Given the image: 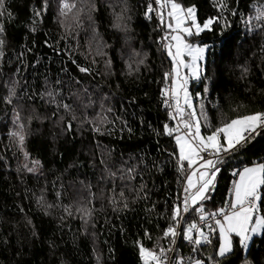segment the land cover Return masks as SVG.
<instances>
[{
	"label": "trees",
	"instance_id": "obj_1",
	"mask_svg": "<svg viewBox=\"0 0 264 264\" xmlns=\"http://www.w3.org/2000/svg\"><path fill=\"white\" fill-rule=\"evenodd\" d=\"M63 2L0 7V264H143L139 245L170 248V226L177 254L194 256L184 264H264V228L246 248L234 236L224 256L215 230L196 247L185 238L201 206L207 215L223 206L241 166L264 164V130L218 162L208 198L174 219L189 166L177 132H165L174 128L163 106L167 24L148 12L151 0H67L75 7L62 14ZM176 2L194 6L201 25L219 17L210 30L183 33L207 45L199 79H188L185 118L206 136L264 111V0Z\"/></svg>",
	"mask_w": 264,
	"mask_h": 264
},
{
	"label": "snow or ice",
	"instance_id": "obj_2",
	"mask_svg": "<svg viewBox=\"0 0 264 264\" xmlns=\"http://www.w3.org/2000/svg\"><path fill=\"white\" fill-rule=\"evenodd\" d=\"M159 5L160 9L170 8L167 12L170 20L175 22L173 27L172 23H168L167 27L171 32L175 33L171 35L170 39L174 43H169L165 45L168 49V55L172 57L173 60V79L172 88L165 89L164 95H171L175 100V115L172 119L180 118V123L186 130L183 134L177 135L175 137L176 143L179 146V159L181 162L186 161L189 167H192L200 159L203 161L200 164V169L193 170L187 177V186L185 187V193H188L184 198V208L183 211L187 212L189 210V201L195 205L198 201H203L207 199L206 193L209 191L210 187L213 186L216 172L219 169L214 168V162L212 160L204 159L200 154L207 149H213L216 153L221 151L227 152L234 150L237 145L242 142H247L252 136L258 133V130H264V111H256L248 115H240L230 122L225 123L222 127H218L208 135L207 137L201 135V125L199 120H195V123L189 122L184 119L185 107L192 108V100L189 96L187 90L188 78L187 76H181L180 69L188 68L191 75L199 79V71L197 61L203 58L205 51L204 47L193 46L186 42L185 37L181 33L187 36L198 35L204 30H210L214 23L219 22V17L209 18L203 25L197 22L196 19V9L194 6L184 8L176 0H155ZM224 5H220L223 7ZM0 7H3V0H0ZM74 4H69L67 0H64L62 4V14L64 10H71L74 8ZM152 5L149 4L148 12H152ZM161 17V22L164 23V13L161 11L158 13ZM191 26H186L188 24ZM195 29V32L193 31ZM3 29L0 28V32ZM168 37H165L167 39ZM3 41L0 40V44ZM175 49L173 52L172 49ZM2 55V53H0ZM187 55L191 57V63H186L184 56ZM81 71H88L87 69H80ZM169 73H165V78L169 77ZM181 96L183 98V103H181ZM167 103V101H165ZM192 117H195V111L190 113ZM23 127V126H21ZM165 132L168 135H172L173 132H180V127L169 128L165 125ZM251 134V135H250ZM14 135H19L14 133ZM221 136H223L224 143L221 142ZM20 142L23 143L24 136H19ZM226 143V147H225ZM183 167V163H181ZM208 169H214L209 173ZM239 179L234 185V200L230 203L231 211L226 213L222 208L219 210L218 214L222 215V220L217 219L215 224L218 226L219 235L221 237L222 243L219 247L218 254L224 256L232 250V234L234 233L240 238V243L247 246L248 240L251 238L249 233L259 232L264 228V215H257L259 212V203L264 201L262 198L260 189L264 186V164H259L255 167H246L243 171L236 173ZM199 211L203 212V207L201 206ZM181 208L175 206L173 208V218L180 216ZM213 215H217L214 213ZM255 217V219H254ZM201 220L205 219L203 215L200 217ZM197 229L199 236L195 238L194 243L199 245L202 240L206 241L208 237L199 231L196 224H192L187 229L185 233V238L189 241H193L192 231ZM177 231L175 227H169L165 230V237H175ZM165 250L160 249L159 253L155 250L146 248L143 244L139 245V254L143 260V264H165L168 257L164 254ZM195 264H203L202 261L196 260Z\"/></svg>",
	"mask_w": 264,
	"mask_h": 264
},
{
	"label": "built area",
	"instance_id": "obj_3",
	"mask_svg": "<svg viewBox=\"0 0 264 264\" xmlns=\"http://www.w3.org/2000/svg\"><path fill=\"white\" fill-rule=\"evenodd\" d=\"M151 1L153 2V5H152L153 11L151 13H152L153 16H155L157 18L158 23H160V16L157 14L159 5H155V3H156L155 0L154 1L151 0ZM169 74H170L169 78L174 76L173 69L169 68ZM165 101H167V103H165V105L167 106V108H168V110L170 112V115L171 116L175 115L176 114L175 113V100L171 97V95H167V96H165ZM178 120H179V117H177V119H175L174 122H173V124H175V127H177V126L180 127V125L178 124L179 123ZM212 155H214V154L209 149H207L206 151L201 152V156L203 158H206V159H208ZM183 201H184V198H182V199L179 198V199L176 200V203H175L176 206H179L181 208L180 217H182V212H184L183 211V208H184ZM199 209L196 212V214H197L196 215V221L195 222L193 221L192 223H190L189 226L192 225V224H196L198 229H199V231H202L209 239V234H210L209 231H210V228H211V226H210L211 222H213L216 219H221L222 215L218 214L219 211L215 212V213H217V215H213L214 213H211L210 215H207L204 212V210H203V212H201V211H199ZM201 215H203L205 217V219L201 220L200 219ZM179 226H180V224H179ZM189 226L186 227L185 233L187 232V229L189 228ZM192 235H193V241H189V244L191 246L196 247L195 246L196 244L194 243V240H195V238H197L199 236V232L197 231V229H193ZM178 236H179V234H177V236H175V240L173 241V243H171L170 248H166L165 249V253L164 254L168 257V259L165 261V264H184L185 262L190 261V259L193 257L191 253H186L184 255V257L181 256L180 254H177L179 252V251H177V247H176V244L178 242ZM206 241L203 240V242H206Z\"/></svg>",
	"mask_w": 264,
	"mask_h": 264
},
{
	"label": "rangeland",
	"instance_id": "obj_4",
	"mask_svg": "<svg viewBox=\"0 0 264 264\" xmlns=\"http://www.w3.org/2000/svg\"><path fill=\"white\" fill-rule=\"evenodd\" d=\"M154 1V0H153ZM155 3V2H154ZM155 5H158L157 3H155ZM165 9H167L166 10V12H164V23H162L161 22V17H160V23L161 24H168V23H172L173 24V27L175 26V22L174 21H172V20H170V18L168 17V15H167V12L170 10V8H165ZM208 20V19H207ZM204 23V22H203ZM203 25V24H202ZM186 26H191V24L189 23L188 25H186ZM193 30L195 31V29L193 28ZM162 32H163V34L165 33V34H168V35H174L175 33H173V32H171V30L166 26V28H164L163 30H162ZM181 35H183V33H181ZM187 42V41H186ZM187 43H189V42H187ZM189 44H192L193 46H200V47H204L205 48V51H206V48H207V45H206V43H201V42H195V41H193V42H190ZM173 52H174V49H173ZM204 54H203V58L202 59H204ZM201 59V60H202ZM184 60H185V62L186 63H191V57H189V56H187V55H185L184 56ZM172 61V63H173V60H171ZM197 64H198V71H200V68H199V66H200V60L199 61H197ZM173 69V68H172ZM180 72H181V76H187V78L188 79H191V78H194L192 75H191V72H190V70L188 69V68H181L180 69ZM172 79H173V77H170V78H168V79H166V80H164V90L165 89H171L172 88ZM170 95V94H169ZM165 96L166 95H164V101H163V106H164V108L168 111V114H169V116L171 117V120H172V124H173V119H172V116L170 115V112H169V110H168V108H167V106L165 105ZM181 101H182V103H183V98H182V96H181ZM195 114H197L196 112H195ZM184 119L185 120H187L186 118H185V115H184ZM179 125H180V134H183L186 130L184 129V127H183V125L180 123V118H179ZM195 121V120H194ZM231 121V120H230ZM173 127L174 128H176L175 127V124L173 125ZM259 132H260V130H259ZM179 133H176L175 135H174V138L176 137V135H178ZM201 135H202V133H201ZM208 135H211V133H209V134H207L205 137H207ZM204 136V135H203ZM176 140V139H175ZM225 146H227L226 145V143H225ZM177 147H178V144H177ZM210 150V149H209ZM178 151V150H177ZM231 152H232V150H230V151H227V152H224V151H221L220 153H216L215 152V150H213L212 151V153L214 154V156H216V157H219L220 159L222 158V156H223V159L227 156V155H229V154H231ZM259 163H252V164H250L249 166H241L236 172H235V174H234V176L235 177H233L232 178V183H231V190H230V192L231 193H233V200H234V185H235V183L238 181V179H239V177H238V175H236V173H238V172H241V171H243V169L244 168H246V167H255V166H257V165H259V164H263V162H260V161H258ZM200 169V168H199ZM241 169V170H240ZM201 170V169H200ZM208 171V170H207ZM186 176V175H185ZM185 176L183 177V180H182V182H181V185H180V188L177 190V193H176V195H175V200H177V199H182V198H185V196L188 194H186L185 193V191H184V189H185ZM190 203H191V201H190ZM184 204V203H183ZM184 213L185 212H182V216L184 215ZM261 213H260V211L257 213V215H260ZM182 217H180V219H181ZM254 219H255V217H254ZM222 220V219H221ZM181 221H182V219H181ZM214 226H216V230L215 231H217V233H218V242H217V247H216V252H217V254H218V252H219V247H220V244L222 243V240H221V237H220V235H219V229H218V226L216 225V224H214ZM213 229V228H212ZM211 229V230H212ZM210 230V231H211ZM209 231V232H210ZM260 232V231H259ZM259 232H256V233H259ZM252 234H254V233H249V235H250V237H251V235ZM234 236H236L234 233L232 234V242H233V237ZM236 238H237V240H238V242H239V244L242 246V247H244V248H246V246H244V245H242L241 243H240V238L239 237H237L236 236ZM251 239V238H250ZM249 239V240H250ZM248 240V241H249ZM207 243H209L210 242V240L208 239L207 241H206ZM232 247H233V245H232ZM208 255H211V254H207V256ZM219 255V254H218ZM194 257V256H193ZM192 257V258H193ZM191 258V259H192ZM203 262V261H202ZM203 264H205V262H203ZM210 264H212V261H211V263Z\"/></svg>",
	"mask_w": 264,
	"mask_h": 264
},
{
	"label": "crops",
	"instance_id": "obj_5",
	"mask_svg": "<svg viewBox=\"0 0 264 264\" xmlns=\"http://www.w3.org/2000/svg\"><path fill=\"white\" fill-rule=\"evenodd\" d=\"M230 122V121H229ZM258 132H259V130H258ZM178 135H180V133L178 134ZM177 136V135H176ZM222 143H224V141L222 140L221 141ZM226 147V146H225ZM177 150L179 151V146H178V148H177ZM215 157H214V155H212L211 157H209L207 160H212V159H214ZM216 160V159H215ZM203 163V161L202 160H197V163L195 164V165H193L192 167H189V170H188V173H187V175L185 176V187L187 186V177H188V175H190L191 174V172L193 171V170H197V169H199L200 168V164H202ZM252 163H259L258 161H256V160H253V161H251L248 165L246 164L245 166H249L250 164H252ZM244 166V165H243ZM242 166V167H243ZM244 166V167H245ZM200 170V169H199ZM204 169H201V171H203ZM241 170V169H240ZM231 188L232 187H229V192H228V194H227V197L225 198V200L223 201V206L222 207H220L218 210H212L211 212H210V214L211 213H215V212H218L220 209H224L225 210V212L226 213H228V212H230L232 209H231V207H230V203L233 201V193H231L230 192V190H231ZM232 191V190H231ZM210 214H208V215H210ZM261 215V214H260ZM222 219V218H221ZM217 220V219H216ZM216 220H214L213 222H211V224H210V226H211V228H210V230L212 229V230H216L217 228H216V226H214V224H215V221ZM261 231L262 230H260V232L259 233H261ZM259 233H254V234H252L251 235V238H252V236L253 235H256V234H259Z\"/></svg>",
	"mask_w": 264,
	"mask_h": 264
},
{
	"label": "water",
	"instance_id": "obj_6",
	"mask_svg": "<svg viewBox=\"0 0 264 264\" xmlns=\"http://www.w3.org/2000/svg\"><path fill=\"white\" fill-rule=\"evenodd\" d=\"M258 134H255V136ZM223 159V157L221 159H217L216 161H214V168H216V166L219 164L218 162H220ZM214 169H208V172L211 173ZM188 195V194H187ZM186 195V196H187ZM190 202V201H189ZM189 208V206H188Z\"/></svg>",
	"mask_w": 264,
	"mask_h": 264
}]
</instances>
